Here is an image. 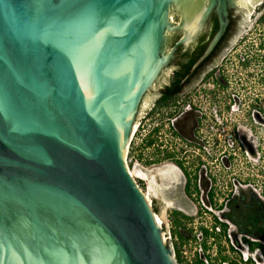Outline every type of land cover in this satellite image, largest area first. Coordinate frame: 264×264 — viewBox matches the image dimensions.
I'll return each instance as SVG.
<instances>
[{
  "label": "water",
  "instance_id": "1",
  "mask_svg": "<svg viewBox=\"0 0 264 264\" xmlns=\"http://www.w3.org/2000/svg\"><path fill=\"white\" fill-rule=\"evenodd\" d=\"M233 2L0 0V264H177L125 151L169 34L219 5L200 63Z\"/></svg>",
  "mask_w": 264,
  "mask_h": 264
},
{
  "label": "rangeland",
  "instance_id": "2",
  "mask_svg": "<svg viewBox=\"0 0 264 264\" xmlns=\"http://www.w3.org/2000/svg\"><path fill=\"white\" fill-rule=\"evenodd\" d=\"M261 3L253 7L250 15L247 14L244 28L239 31V38L236 39L230 48L237 46L238 39L239 47H236L233 51L226 52L230 60L226 61V57L222 61V57L214 69L213 77L207 82L206 88L200 89L196 87L201 92L194 90L192 96V100H195V103L201 107V112H197V114L206 119L208 128L202 127L203 133L201 134L206 136V140H196L194 145L185 148L188 152L181 156L184 157L183 160L186 166L192 171H195L198 166L201 169L205 159L207 164L206 168H202L206 172L203 174V180H206L210 185L209 178L211 177L212 187L219 193L218 199L223 198L224 194L222 192L227 194V190L232 186L233 191L236 190L238 193L242 190H253L264 200V82L262 80L264 79V61H262L264 47H260V44L264 43V25L258 21L264 11V9L260 12L258 11ZM243 58L249 60L247 67L243 64ZM163 71L145 95L144 100H147L148 96L162 84L165 76ZM222 77L227 80L223 82ZM261 107L263 110H260ZM141 113L140 110L138 118L141 117ZM177 116L179 115L176 114L172 119L177 118ZM140 122L142 123L141 132L136 135L134 143L137 144H133V147L135 146V150L140 156L153 157L155 159L157 157V148L153 147L146 150L145 144L147 142L144 140V143H141L145 135L153 130L154 124L150 126V123H147L148 125L144 126V121ZM157 122L158 120L155 125ZM160 136L162 141L158 144L162 146L160 148L162 150L168 148L171 151V148H173L178 153L182 146L190 143L186 141L183 143L179 140L176 142L175 138L170 135V130L166 128L161 132ZM149 138L151 137L148 136V140ZM203 147L208 150H204ZM173 164L172 161L165 160L161 165L149 167L152 172L149 174L148 192L150 197L153 198L152 206L157 202L160 208V212L156 213L157 218L163 222L162 227L165 231H171L170 216L174 211H179L192 218L188 222L192 223L193 227H200L201 223L209 221L210 216L209 214H204L200 208L202 204H198V201H201L200 198L203 195V191L206 190L205 187L199 188L201 191L199 197L196 194L193 195L196 201L185 204L188 207V210L185 209L186 211L182 207L169 205L165 201V198H174L172 195L173 190L178 189L176 185L180 182L170 184L174 180L171 174H167V170ZM143 187L146 188L145 185ZM236 197H239V194H236ZM202 207L207 209L204 206ZM227 210L229 211V209ZM186 238H191L192 240L193 237L186 235ZM191 240L185 242L184 245H187L189 252L187 258L195 263L197 258L194 259L191 256L195 242ZM175 241L172 233V239L167 242V245L169 243L170 245L174 244ZM184 245L181 246V249H183ZM222 246L227 250L226 244L223 242ZM239 252L242 255L245 252L242 244L239 247ZM188 259L183 260L182 263L189 264ZM253 259L255 264H264V255L261 256L260 253L253 254Z\"/></svg>",
  "mask_w": 264,
  "mask_h": 264
},
{
  "label": "flooded vegetation",
  "instance_id": "3",
  "mask_svg": "<svg viewBox=\"0 0 264 264\" xmlns=\"http://www.w3.org/2000/svg\"><path fill=\"white\" fill-rule=\"evenodd\" d=\"M209 1L210 0H207V2ZM248 3L250 2L235 0L233 4H229L227 8L229 19L227 30L220 42L211 52V54L200 63V59L203 57L211 43L212 39L210 41H208V39L213 27L216 24L220 25V16L218 12L219 5H216L214 7L213 11L207 17L200 29L196 32L197 34L194 37V40H192L188 45L182 44L177 46V43L183 37V35L180 34L181 31H174L170 33L168 45L170 46V52L174 50V57H172L169 62V65L163 71V75L165 76L163 77L164 79L162 80V84L156 91H154L150 94V96H148L145 102L143 101V104L140 109L142 113L140 114L141 117L138 118V121L140 119V121H144V126H147V123H150V126H152L153 124L155 125V122L158 120V127L149 133V136L151 137L149 138V140L152 139L154 141L152 135L161 134V132L166 128L167 130H173L176 133L180 142H190L187 143L185 146H182V149H179L178 153H172H174L176 159L184 162V167L187 168L188 173L192 175L199 174V176H203L205 172L202 171V168L199 169V166L195 171H192L189 167L186 166L185 161L183 160V156L188 151L185 150V148L194 145V142H196V140L202 139L203 141H205L206 136L201 135L203 133L202 127L205 129L208 128L206 126V119L202 118L199 114H197V112H201V107L195 103V100H192V96L194 94V90L196 92H201V88H206L207 82L213 77L214 69L217 67V63L222 57V61L226 57V61L230 60V57L226 55V52L233 51L236 47H239L238 39L237 46L230 48L233 43H235L236 39L239 38V31L244 28V23L247 14L253 9V7H248ZM239 7L241 8L239 9ZM242 8L249 9L248 13L240 11ZM176 38H178L177 41H175ZM207 41L208 43L204 52L194 63L193 67L190 69V72L185 76H182L180 88H178L177 90L172 89L171 86L173 84L175 76L178 74V71H181L186 67L190 58L196 56L197 52L200 51L201 47L205 45ZM221 79L223 80V82L227 80L225 77H222ZM196 87H199L200 89H196ZM188 105H192L189 110L186 109ZM176 114L179 115L177 116L176 121L174 122V124H172V126L169 125V122H171L172 117ZM145 147L146 150H149L153 147L157 148V157L155 159H153L152 157V160L150 161L151 165H161L163 162H165V150H167L168 148L164 150L160 149L162 148V146H159V144L155 145V141L150 146L146 143ZM172 162L174 164L170 167H175L179 176L175 178V176L171 174L173 176L174 181H172V183L170 184H174L175 182L179 181L180 182L176 185L178 189L173 190L172 195L174 196V198H165V201L169 205H177L178 207H182L187 203H192L196 201L193 196H190L188 194V188H190V190H195L199 189L200 187H204L205 184L203 183V181H201V183L198 185H196L194 182L190 184L188 180V175L185 172L184 168H182L175 161ZM202 164L205 165V163ZM170 167L167 170V174H170L168 173ZM187 208L186 210H188ZM192 210H194V208H192Z\"/></svg>",
  "mask_w": 264,
  "mask_h": 264
},
{
  "label": "trees",
  "instance_id": "4",
  "mask_svg": "<svg viewBox=\"0 0 264 264\" xmlns=\"http://www.w3.org/2000/svg\"><path fill=\"white\" fill-rule=\"evenodd\" d=\"M263 9H264V2H262L261 5L258 7V11L260 12ZM258 21L264 25V11L261 13V16L258 18ZM219 28L220 25L217 24L213 27L208 41L214 38L216 33L219 31ZM177 39L178 38H176L175 41H177ZM208 41L206 42L205 45L201 47L200 51L197 52L196 56L190 58L186 67L183 70L178 71V74L175 76V79L171 86L172 89L177 90L178 88H180L182 76H185L190 72V69L193 67L194 63L204 52ZM260 47L263 48L264 43H261ZM242 61L244 66L247 67L249 64V60L243 58ZM262 61H264V57L262 58ZM262 80L264 82V79ZM260 110H263L262 107ZM259 113H261V111H259ZM148 141H147V145L149 146L154 143L152 139ZM165 152H166L165 153L166 160H171L178 163L182 168H184L185 172L187 173L189 183L191 184L194 182L196 185H198V182L200 180L199 174L192 175L188 173L187 168L184 167L183 161H179L178 159H176L174 153L170 152L169 149L165 150ZM206 185L207 184H205V187H207ZM188 194L190 196H193L194 194L200 195V190L199 189L190 190V188H188ZM212 206L217 211H222L224 209L223 206H218L217 204L216 205L213 204ZM228 208L229 211L223 212L222 216L231 220L238 227L239 247H241L240 244V239H241V242L248 246L249 252L251 254V256H249L247 260H244V256L239 252V264H255V260L253 259V254L260 253L261 256L264 255V200L261 199L260 196L253 190L250 191L242 190L241 192H239V197H235V199L229 204ZM153 209L157 214L160 212V208L157 205V202L153 206ZM201 210H203L202 207ZM170 217L172 224L171 231L176 240L174 246L177 252V262L181 264L183 260L180 253L181 250L178 245L179 244L184 245L185 242H188L189 238H186V235H188L189 237L193 235L194 230L189 228L188 226L189 223L188 221L192 218L179 211H174ZM214 221L217 223V225L221 226L222 232L220 236H217V244H216L218 249L217 256L210 261V264H223L224 262L227 261H229V264H238V262L235 259H230L229 256L224 254V251L226 249L222 246L221 239L224 236H226L228 225L226 223L220 222V220L216 216H214ZM199 230L204 232V236L208 238L209 231L205 226H201ZM203 245L205 249L208 248L206 244V240L204 241ZM194 264H204V262L199 258H197Z\"/></svg>",
  "mask_w": 264,
  "mask_h": 264
},
{
  "label": "built area",
  "instance_id": "5",
  "mask_svg": "<svg viewBox=\"0 0 264 264\" xmlns=\"http://www.w3.org/2000/svg\"><path fill=\"white\" fill-rule=\"evenodd\" d=\"M190 105H188L186 107L187 110L190 109ZM177 118H173L171 120V122H169V125L172 126V124H174V122L176 121ZM141 125L142 123L139 122L138 123V131L136 133V135L141 132ZM158 127V125H154L153 126V130L156 129ZM152 130V131H153ZM135 135V137H136ZM170 135L175 138L176 142H178V137L176 135V133L173 130H170ZM148 136L149 134L145 135V138H143L141 140V143H144V140L147 142L148 141ZM134 137V135H133ZM134 138H132L131 144L129 145V149H128V154L126 157V165L129 169V173L130 175L134 176L133 178L136 180L137 184L139 185V187L141 188V190L143 191L144 194H146L147 196H150L148 189H149V174L152 172V170L149 168L151 165L150 162L152 160V158L150 157H145V156H140L139 154H137V151L135 150V146L133 147V144L136 145L137 143H134ZM152 138L155 141V145H158L159 142L162 141V137L160 136V134H153ZM171 152H176L175 149L171 148ZM204 150H208L206 147H203ZM205 159H204V163H205ZM206 164L205 165H201L202 168H206ZM203 171V170H202ZM206 173V172H205ZM207 176V174H206ZM201 181H204L205 184H208L206 182V180H203V176L200 175V180L198 182V184L201 183ZM210 181V185H206L207 187H205L206 190L203 191V195L200 198L201 201H198V204L204 207H206L207 209L203 208V213L204 214H209V221L208 222H203L201 223V226H205L208 231V238L204 236V232L200 231V227H193L192 223H188L189 228L194 230V233L191 237L189 238L188 241H194L195 242V247L193 249V253H192V258L196 259L199 258L200 260H202L204 262V264H210V261L215 258L217 256L218 253V249H217V236H220L221 232H222V228L220 225H217V223L214 221V216L218 217V219L220 220V222L226 223L228 225V229H227V233L226 236H224L221 240L224 244H226L227 250L224 251V254L226 255H230L231 259H235L238 264H239V231H238V227L229 219L225 218L222 216L223 212L228 211L227 209H229V204L232 202V200L236 197V194H239L238 191H233V187L231 186L230 189H228V193L225 194L224 192H222L224 194V197L221 199H218L219 197V193L217 192V190H214L212 187V179L211 177L209 178ZM145 185L146 188H144L143 186ZM201 192V191H200ZM197 197H199V195L196 194ZM231 197V198H230ZM151 198V197H150ZM150 205H153V198H151L149 200ZM218 205V206H224V209L222 211H215V209L213 208L212 205ZM200 207V208H201ZM215 212H218L215 214ZM161 225H163V222L161 223ZM163 238L164 241L167 243L168 241H170L172 239V231L168 230L163 232ZM207 238V239H206ZM206 240V244H207V249L204 248V241ZM240 243L243 245L245 252L243 253L244 256V260H247L250 256V252H249V248L247 245L243 244L241 242L240 239ZM169 246L172 248V252L174 255V258L177 260V252H176V248L174 246V244L172 243ZM180 250H181V257L182 260L188 259L187 255H188V250H187V245L183 246V249H181L182 245H178ZM189 260V259H188ZM185 262V261H184ZM189 264H194V262L190 259L189 260ZM178 263V262H177ZM179 264V263H178ZM184 264V263H183ZM223 264H229V261L224 262Z\"/></svg>",
  "mask_w": 264,
  "mask_h": 264
},
{
  "label": "bare ground",
  "instance_id": "6",
  "mask_svg": "<svg viewBox=\"0 0 264 264\" xmlns=\"http://www.w3.org/2000/svg\"><path fill=\"white\" fill-rule=\"evenodd\" d=\"M145 100H146V99H145ZM145 100H144V102H145ZM138 123H139V121H137L136 124H135V126H134V129H133V135H136L135 133H137V132H136V127H137V124H138ZM138 127H139V126H138ZM138 127H137V131H138ZM134 137H135V136H134ZM134 137H132V138H134ZM132 138H131V139H132ZM128 149H129V146L126 147V151H125V160H126V157H127V154H128ZM128 171H129V169H128ZM168 173L173 174V176H175V178L179 176V174H178V172H177V170H176L175 167H170ZM132 177H134V176L132 175ZM144 195H145L147 201H149V200L151 199L150 196H147L146 194H144ZM182 208H183V209H186L187 207H186L185 205H183ZM156 220H157V224L161 227V222H160V220L157 218V215H156ZM159 222H160V223H159Z\"/></svg>",
  "mask_w": 264,
  "mask_h": 264
},
{
  "label": "clouds",
  "instance_id": "7",
  "mask_svg": "<svg viewBox=\"0 0 264 264\" xmlns=\"http://www.w3.org/2000/svg\"><path fill=\"white\" fill-rule=\"evenodd\" d=\"M171 248V247H170Z\"/></svg>",
  "mask_w": 264,
  "mask_h": 264
}]
</instances>
